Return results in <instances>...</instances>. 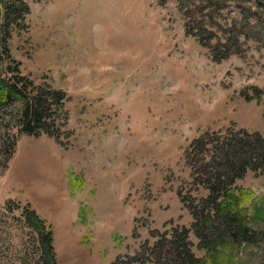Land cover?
<instances>
[{"label": "rangeland", "instance_id": "obj_1", "mask_svg": "<svg viewBox=\"0 0 264 264\" xmlns=\"http://www.w3.org/2000/svg\"><path fill=\"white\" fill-rule=\"evenodd\" d=\"M28 3L0 43V79L51 108L35 133L23 104L0 109V264H160L150 247L176 227L203 264H264L262 168L229 186L255 236L208 253L191 206L210 194L192 184L212 155L186 164L205 130L264 135V0ZM27 210L49 224L51 254Z\"/></svg>", "mask_w": 264, "mask_h": 264}, {"label": "trees", "instance_id": "obj_2", "mask_svg": "<svg viewBox=\"0 0 264 264\" xmlns=\"http://www.w3.org/2000/svg\"><path fill=\"white\" fill-rule=\"evenodd\" d=\"M217 5L220 9L223 7V4ZM28 11V0H0V43H5L6 49L11 30ZM185 19L186 31L190 34L193 24L187 14ZM247 24H249L247 21L242 20V25ZM252 27L257 29L258 26L253 24ZM55 95L60 101L62 96L58 93ZM13 103H21L24 106L21 118L26 125V132L35 133L38 127L44 128L47 125L45 120L49 117L51 105L41 89L31 93L26 86L17 89L15 85L6 83L5 79H0V109ZM210 143H213V146L207 149ZM200 151L212 155V159L202 164L204 172L192 185L203 183L209 188L210 194L197 207L191 206L192 209L197 208L193 213L196 216L194 231L201 238L199 246L204 247L208 253H215L221 245L240 244L249 237L255 236L247 226L243 225L238 204L235 202L237 198L229 186L234 184L237 178L242 177L249 167L262 168L264 172V135L259 132L245 131L241 135L240 132L229 130H205L190 142L186 152V164L194 165L197 159L193 157L190 159V156L193 154L194 157H198L202 154ZM206 158L203 157L200 161ZM221 197H225V200L219 202ZM227 200L232 204L227 203ZM25 216L34 228L46 231L45 253L51 254L54 248L49 224L35 211L27 210ZM189 234L190 229L187 227H176L162 232L159 241L150 247V257L160 264H203L204 258H198L192 250ZM42 240H44L43 235ZM146 246H148L147 242L143 248ZM138 253L120 255L111 264H137L142 257H145V252L141 258ZM160 259H163V263ZM48 261L49 264H54L50 256Z\"/></svg>", "mask_w": 264, "mask_h": 264}]
</instances>
